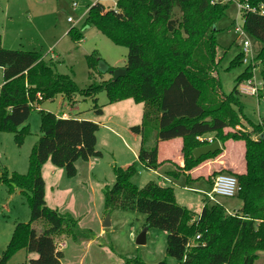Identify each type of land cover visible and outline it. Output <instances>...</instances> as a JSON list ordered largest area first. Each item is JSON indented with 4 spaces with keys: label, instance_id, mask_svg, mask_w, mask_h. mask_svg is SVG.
Masks as SVG:
<instances>
[{
    "label": "trees",
    "instance_id": "16d2710c",
    "mask_svg": "<svg viewBox=\"0 0 264 264\" xmlns=\"http://www.w3.org/2000/svg\"><path fill=\"white\" fill-rule=\"evenodd\" d=\"M115 1V9L94 3L83 22V27L93 26L113 44L127 48L126 74L115 80L111 77L93 81L80 89L69 75L58 72L51 60H45L36 51L3 48L0 37V67L5 81L0 88V132L12 134L20 147L29 134L26 121L33 109L38 110V103L58 95L72 100L75 94L95 96L105 91L109 103L129 98L144 103L141 123L131 126L130 130L140 136L138 159L150 169L160 166L158 141L177 137L183 140L184 166L179 167L180 172H172L173 177L193 170L222 152L220 149L195 160L193 150L209 144L197 137H212L221 143L229 139L244 141L245 172L236 174L241 186L238 198L242 203L238 214H227L222 204L204 202L200 214L193 218L188 208L176 202L172 186L155 181L142 187L135 183L137 169L133 164L125 168L113 166L114 182L103 189L104 213L107 215L116 209L144 214L145 228L166 232L165 255L178 264H258L260 252H264V118L257 123L246 119L238 91V84L252 76L253 67H246L235 78L228 94L223 92L216 74L219 64L216 23L233 2ZM235 1L257 8L264 6V0ZM243 28L261 44L256 61L262 66L260 95L263 96L264 15L246 12ZM68 34L75 42L83 36L75 27ZM242 58V53H238L228 68L241 65ZM101 60L97 51L86 55L90 78L100 72ZM112 70L115 68L109 66L107 72ZM94 102V112L99 115L102 109L96 99ZM241 118L248 121L252 131H224L239 125ZM98 128L90 120L60 118L52 112H41V135L30 150L27 171L10 172L0 166V186H5L9 194L19 189L30 210L29 221L15 225L0 255V264H7L21 249L34 252L37 257L19 264H61L63 254L57 249L54 236L67 234L74 238L77 222L70 214L46 204L41 168L49 161L62 168L66 177H74L77 160L102 156L96 149ZM254 133L258 139H252ZM41 220L47 225L38 234L32 224ZM89 234L88 230L83 236ZM125 264L148 263L136 256L126 258ZM156 264H167L166 259Z\"/></svg>",
    "mask_w": 264,
    "mask_h": 264
},
{
    "label": "rangeland",
    "instance_id": "374dc122",
    "mask_svg": "<svg viewBox=\"0 0 264 264\" xmlns=\"http://www.w3.org/2000/svg\"><path fill=\"white\" fill-rule=\"evenodd\" d=\"M96 1L99 0H0V32H3V35L5 36L6 46H11L12 49L36 51L40 53L42 56L47 57V60H51L55 63V68L58 72L69 75L80 89H85L93 81L100 82L112 77L111 72H95L93 73L94 77L90 78L86 55L91 54L93 51H97L103 61H105L110 67L116 69L125 66L128 53L126 47L113 44L109 38L99 32L95 27H83L85 15L89 7ZM100 1L104 3V6L107 9L114 7L110 0ZM73 3L76 4L75 7L72 6ZM231 5L233 10L229 7L226 15L216 23V27L218 29L216 34V40L218 43L217 58L219 59L216 74L221 80L222 89L225 94L232 91L235 85V78L247 67L246 65L241 64L231 69L228 68L231 60L238 53H240L242 40L244 39L243 35L236 34L232 29L233 21L235 19V15L232 14V11H234L235 5L234 3ZM176 15L177 17H180L178 10H176ZM68 17L72 18V23L67 21ZM72 27L82 31L83 36L78 41L79 43H75L72 37L68 34L69 29ZM249 39L254 42L255 47L258 46L259 50L261 44L252 39L250 36ZM54 55H58L60 60H52L54 59ZM261 70L262 66L258 64L255 70L257 78H260ZM3 80L4 78L0 76V83ZM239 98L242 102L243 113L247 120L254 123L259 122V120H263V97H260L257 100L255 97L240 94ZM73 99L76 100V106H78L80 112L82 111L83 113H88L89 111L94 110V99H96V104L99 108H103L105 104H109L105 91H101L95 96H82L81 94H75ZM66 103H68L67 100L64 104H62V101H58L56 97L54 100H45L38 103V110L33 109L26 121V124L29 126V134L25 138L24 144L20 147L15 144L12 134L0 132L1 168L6 167L10 172L15 171L18 173L26 171L31 147L35 140H38L41 135V112L58 113L64 108ZM93 114L96 113L93 111ZM122 120L124 121L123 124L125 126L127 124L126 118ZM247 120L241 118V123L239 125H236L234 128H225L224 131L250 132L252 131V127H250ZM102 131L106 133L105 130ZM117 132L123 137V140L129 144V141L125 137L124 133L121 131ZM252 139H258V134H252ZM115 142L116 143L112 147H114L117 154H119L122 158L128 157L129 151L123 146V142L121 140H117ZM220 144L222 150L221 153L227 152L229 158L233 159V170L227 173L236 176V174L243 172L242 169L243 167L245 168L244 141L229 139L225 143L220 142ZM99 146L104 148V153H102L103 159L101 162L104 165H108V163L113 160V155L111 151L108 150V147L102 143L101 135H99ZM48 163L49 165H53L51 162ZM215 169L216 167L214 164L207 165L201 173L208 171L209 174H207V177L204 175L199 176V178L201 177L204 182L210 184V181H212L215 177L213 173H222V171H216ZM79 174L80 175L74 176V178L78 180L82 179L83 174ZM196 175L197 174H194V177ZM45 178L47 179L46 175ZM107 178L109 179L108 176ZM143 178L144 176H142V179ZM133 181L140 187L145 184V181H142L139 177H134ZM109 184L111 185L112 183L110 182ZM168 185L173 187L177 203L181 206L189 208L193 213V218H196L200 214L204 195L195 190H188L187 187H202L196 184L185 183L183 181L168 183ZM4 188L5 186L1 185L0 191H4ZM209 190L210 186L207 191ZM102 195L103 194L99 195V193H96L95 197L91 200V202L93 201L95 205L96 212L92 211L91 214L88 213L86 216L78 214L79 218H81L80 226L82 228H91L86 227L89 224L93 228L91 229L97 232L100 224L103 225L105 217L109 216L110 225L104 228L106 233L105 236L102 238H96L95 242L98 244H104L109 252L112 251L111 247H113L114 250L111 254L108 252L109 255H106L102 250H98V247L93 245L89 253L86 255L85 264H96L99 258L101 264H125L126 258H134L136 256H139L148 264H156L163 259H166L167 264H178L174 258L166 257L165 255L166 237L164 236L162 230L155 228L147 229L143 227L144 214L142 213L135 212L132 214V212H123L115 209L111 211L110 214L106 215L103 213L104 206ZM21 197L20 203L15 205L18 209L17 220L21 222H28L30 210L25 196L23 195ZM2 199L3 195L0 194V202ZM79 200L83 201L84 197H80ZM82 201L79 202L78 205H81ZM219 201H222V205L226 206L231 211L236 209L231 213L226 212L227 214L236 215L239 213L240 207H237L241 200L238 196L233 198H220ZM13 213L14 212H12V214ZM95 213L99 214V216H102L103 213V220L101 222L98 220L99 217H96ZM1 221L2 219H0V222ZM42 222L44 223L43 225L41 224ZM40 225L42 226L41 228H43V226H46L47 224L44 220H41L33 226L37 231H40ZM5 229L6 227L1 222L0 245L2 249L0 250H3L4 248L2 241L5 238ZM75 229L77 232L78 226H76ZM84 230L85 232L88 231L87 229ZM83 231H78L79 233L77 235L83 236ZM143 231H145V238L147 237V239L144 244L140 245L137 243V237ZM110 256L112 257L111 259ZM257 263L264 264V252H260V257Z\"/></svg>",
    "mask_w": 264,
    "mask_h": 264
},
{
    "label": "crops",
    "instance_id": "0c3cea01",
    "mask_svg": "<svg viewBox=\"0 0 264 264\" xmlns=\"http://www.w3.org/2000/svg\"><path fill=\"white\" fill-rule=\"evenodd\" d=\"M110 1L114 5L113 8L115 9L116 1L115 0H110ZM96 2H100L104 5V3L101 2L100 0ZM230 7L233 10L232 5ZM232 14L235 15L234 18L236 19L238 15V10L236 9V7L234 11H232ZM0 37H1V46L6 49H12L11 46H6V39L5 36L3 35V32H0ZM75 43H79V42H75ZM58 57H59L58 55H54V59L52 60L59 61L60 59ZM43 58L47 60V57L43 56ZM0 76H2L3 78V69L1 67H0ZM4 82L5 81L3 80L0 83V88L4 84ZM56 98L58 101L61 100L62 104H64V102L67 100L62 95H58ZM67 101L68 103H66L65 106L63 105L64 108L60 112L58 113L56 112L54 114H56L60 118L86 119L97 123L99 128L98 131L96 132V149L101 153H104L103 152L104 148L102 146L101 147L99 146V135H101L102 143L108 147L109 151H111L113 155L112 156L113 160L110 163H108V165H104L101 162L103 156L93 157L90 158L88 161H79V160L76 161L75 162L76 175H80L79 173L83 174V178L79 180L75 179L74 177L73 178L65 177L64 170L54 165H49L48 163L49 161L42 166L41 175L45 183L46 204L51 208L57 209L61 213L70 214L75 220H77L76 225L78 226V230L77 232L76 230L74 231L76 234L74 238H72L70 235L67 234H58L54 236L56 247L63 254V258L61 259V264H85L86 255L87 253H89L93 245L98 247V250H102L106 255H109L108 254L109 250L107 249V247H105L104 244H98L95 242L96 238L98 237L102 238L105 236L106 233L104 231V228L106 227H103V225L100 224L97 232L92 230L93 228L89 224L86 227H91L92 229L82 228L80 226L81 218H79L78 214H81L82 216H86L88 213L91 214L92 211L96 212L95 205L93 201L91 202V200L92 198L95 197L96 193H99V195L103 194L104 187L111 186L113 184L114 181V174L112 171L113 166L119 165L120 167L125 168L133 164L137 169V174L135 175V177H139V179L145 181L144 182L145 184L148 183L149 181H155L160 185H168V183L183 181L185 183L196 184L202 187V188L187 187L188 190H202V191H207L209 189V186L211 187V184L204 182L201 177L199 178V176H204V175H206L207 177V174H209L208 171L206 172L204 171L205 173H201L207 165L214 164L216 167L215 170L222 171V173H227L233 170V159L229 158L227 152L226 153L223 152L213 159H207L201 162L193 170L185 171L184 173L181 172L179 176L173 177L171 173L174 171L180 172L179 167L184 166L183 155L181 151L183 140L180 137L164 140V141H158L157 160L160 163V166L157 169H150L145 165H143L138 159V151L141 142L140 136L130 130L131 126L138 125L141 123L144 112V103H136L133 101V99L129 98L118 102L105 104V106L101 108L102 113L98 115V114H93L94 110L93 111L91 110L88 113H83L82 111L80 112L78 106H76L77 103L75 102L76 101L75 99H72L71 101L70 100ZM125 118L127 124L124 126L123 124L124 121L122 119ZM102 130H105L106 133ZM117 131H121L122 133H124L125 137L129 141V144L123 140V137L120 136ZM117 140L119 141L121 140L123 142V146L127 148V150L129 151L128 157L122 158L119 154H117L116 150H114V147H112L116 143L115 141ZM36 141L37 139L35 140V142ZM242 170L243 172H240V174L245 172V168L243 167ZM26 171L21 173H25ZM194 174L197 175L194 177ZM45 175L47 176L48 181L45 178ZM107 176L109 177V179L107 178ZM142 176H144L143 179ZM110 182L112 183L111 185L109 184ZM4 189L6 195L4 191H0V194L3 195V199L0 202V219H2L1 222L6 227L5 238L2 241L3 246L5 248L9 239L11 238L15 225L18 222H21L17 220L18 209L15 207V205L20 203V199L22 198L21 196H23V194L19 189H16L12 194H9L7 192L6 187ZM80 197L82 198L84 197V200L83 201L79 200ZM175 199H176V194H175ZM81 201H82L81 205H78L79 202ZM204 202L205 199L203 197V204L201 206V210L204 205ZM220 203L222 204V201ZM241 204L242 203L240 202L237 208L241 207ZM224 207L227 213H231L232 211L236 210L233 209L231 211L226 206ZM12 212L14 213L12 214ZM103 213L102 216H99V214L95 213L96 217H99L98 220L100 222L103 220ZM134 213L135 212H132V214ZM143 221L145 222V215ZM38 222L40 221L34 222L32 226L34 224H37ZM144 222L142 225L143 227H144ZM41 224L43 225L44 223L42 222ZM41 227L42 226L40 225L39 228ZM33 228L35 229L34 226ZM44 228L45 226H43V228H41L40 231H37L36 229L35 230L39 234L40 232L43 231ZM84 229L91 231L90 234L88 236H78L77 235L79 233L78 231L82 232ZM83 232H85V230ZM163 234L166 237L165 231H163ZM165 245H166V241H165ZM111 248L113 251L114 248L113 247ZM0 249H2L1 245H0ZM3 250H0V254L2 253ZM111 252L109 253L111 254ZM111 256L110 259L112 258ZM36 257H37L36 253L27 252L25 249H21L17 253H15L13 257L9 259L7 264H19V263L27 262L29 259H35ZM99 259L96 262V264H101V261Z\"/></svg>",
    "mask_w": 264,
    "mask_h": 264
},
{
    "label": "built area",
    "instance_id": "2783aa9c",
    "mask_svg": "<svg viewBox=\"0 0 264 264\" xmlns=\"http://www.w3.org/2000/svg\"><path fill=\"white\" fill-rule=\"evenodd\" d=\"M229 1V0H225ZM236 9L238 10L237 18L233 21L232 29L238 35H243L244 39L242 40V47L240 53H242V64L248 66H252V76L243 80L238 84V91L241 95H246L250 97H255V99H259L260 97L264 98V95L261 96L260 93L263 91V80L262 77L257 78L255 74V70L257 65L259 64L256 61V56L258 54V48L255 47L253 41L249 39V35L243 28L244 22V14L246 12H257L261 15H264V6L260 5L258 8L254 6H250L247 3H240L235 0H231ZM72 6H76L73 3ZM67 21L73 22L71 17H68ZM40 98V96H38ZM262 122V120H259ZM257 138V137H256ZM199 141H208L209 143L213 142L211 137H197ZM191 189V188H190ZM241 190V186L236 176L229 174V173H219L215 175L214 179L212 180V184L209 191H202V190H195L197 192H201L204 195L205 203L207 204H215L220 203V198H233L238 196L239 191ZM199 236H196L198 239ZM191 243L189 242L188 245Z\"/></svg>",
    "mask_w": 264,
    "mask_h": 264
},
{
    "label": "water",
    "instance_id": "95a60500",
    "mask_svg": "<svg viewBox=\"0 0 264 264\" xmlns=\"http://www.w3.org/2000/svg\"><path fill=\"white\" fill-rule=\"evenodd\" d=\"M109 69V65L105 61H99L98 63V70L100 72H107ZM112 74V78L115 80L120 76H124L126 74V69L123 68H116L115 70L109 71ZM221 149V144L219 140H215L207 145L200 146L193 150L194 159L197 160L202 155H207L208 153H215L216 151ZM110 225L109 216L105 217L103 222V227H108ZM145 238V231L141 232L140 235L137 237L138 244H144L146 241Z\"/></svg>",
    "mask_w": 264,
    "mask_h": 264
}]
</instances>
